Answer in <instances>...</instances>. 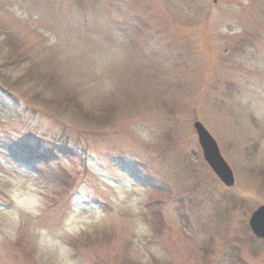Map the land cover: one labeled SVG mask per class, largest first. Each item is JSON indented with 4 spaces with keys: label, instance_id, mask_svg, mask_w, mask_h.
<instances>
[{
    "label": "rangeland",
    "instance_id": "1",
    "mask_svg": "<svg viewBox=\"0 0 264 264\" xmlns=\"http://www.w3.org/2000/svg\"><path fill=\"white\" fill-rule=\"evenodd\" d=\"M0 129L46 188L0 264H264V0H0Z\"/></svg>",
    "mask_w": 264,
    "mask_h": 264
},
{
    "label": "clouds",
    "instance_id": "2",
    "mask_svg": "<svg viewBox=\"0 0 264 264\" xmlns=\"http://www.w3.org/2000/svg\"><path fill=\"white\" fill-rule=\"evenodd\" d=\"M0 130L8 131V129ZM36 175L38 174L25 175L23 171L16 172L11 169H0V193H3L11 204L9 208L0 206V221L3 222V231L9 236L14 237V229L21 221L22 212L35 216L39 214L40 209L44 206L46 188L41 181L35 179ZM100 211L102 212V210ZM85 219L88 218L85 217ZM87 227V223H78L70 230ZM41 243L42 245L50 243L59 245V241H53L51 237L46 235H43ZM61 256V264H72V261L66 258V250L61 249Z\"/></svg>",
    "mask_w": 264,
    "mask_h": 264
},
{
    "label": "water",
    "instance_id": "3",
    "mask_svg": "<svg viewBox=\"0 0 264 264\" xmlns=\"http://www.w3.org/2000/svg\"><path fill=\"white\" fill-rule=\"evenodd\" d=\"M194 128L207 164L226 186H233L235 183L233 171L222 156L216 140L200 121L194 123ZM250 227L256 237L264 239V204L251 215Z\"/></svg>",
    "mask_w": 264,
    "mask_h": 264
},
{
    "label": "bare ground",
    "instance_id": "4",
    "mask_svg": "<svg viewBox=\"0 0 264 264\" xmlns=\"http://www.w3.org/2000/svg\"><path fill=\"white\" fill-rule=\"evenodd\" d=\"M195 129V128H194Z\"/></svg>",
    "mask_w": 264,
    "mask_h": 264
}]
</instances>
